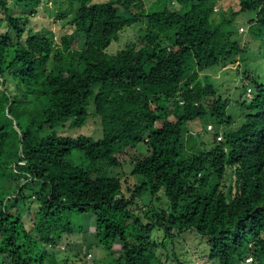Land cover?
<instances>
[{"label": "trees", "instance_id": "1", "mask_svg": "<svg viewBox=\"0 0 264 264\" xmlns=\"http://www.w3.org/2000/svg\"><path fill=\"white\" fill-rule=\"evenodd\" d=\"M38 1L0 0V264H82L44 245L89 219L98 246H121L110 264H185L183 233L217 264H264V0H69L60 47L28 24ZM227 78L249 79L240 113ZM128 147L143 156L122 161Z\"/></svg>", "mask_w": 264, "mask_h": 264}, {"label": "rangeland", "instance_id": "2", "mask_svg": "<svg viewBox=\"0 0 264 264\" xmlns=\"http://www.w3.org/2000/svg\"><path fill=\"white\" fill-rule=\"evenodd\" d=\"M149 1V0H147ZM25 14L29 15L28 24L29 26L37 32H40L44 34L46 37L52 40L53 46L60 47V42L62 39V36L64 34H68L73 31V26L70 23V21L73 18L74 9L73 6H71L69 0H39L38 4H36L35 10L25 9ZM3 15L0 12V17ZM244 30V29H243ZM134 28L128 27L124 29L119 35H118V41H114L110 45L111 51H114L116 48H118L119 45H124L129 40L133 39L134 36ZM248 36V35H246ZM82 38L79 34H75L74 41L71 44L72 48L81 49L83 46ZM254 48V47H253ZM263 58V57H262ZM247 67L254 68L257 65H260V56L255 55L254 58H246ZM264 61V58H263ZM237 64H234L235 66ZM243 66V63L241 64ZM241 72V68L239 69ZM264 68L262 69V71ZM262 71H258L259 79H261L262 82H264V73ZM226 72L225 74H230V71H228V68H225L224 70L218 71L217 75H220L222 73ZM242 75V72H241ZM247 82L248 79L244 78ZM223 82L225 85V96H228L232 102L230 106V112L232 113H240L239 107L233 102V99H235L236 96H238L239 93L243 92L245 83L240 80V78L232 79L227 78ZM87 125L85 126L83 132L85 134H91L93 135L97 131V127L93 121V119H89L87 121ZM222 128V127H219ZM82 129V128H81ZM76 131H79L76 129ZM191 131V132H190ZM189 133H196L197 130H190ZM199 131L201 132L202 129L200 128ZM189 133L185 134L186 140L184 141L186 145V149L191 151H195L197 149V145L193 144V140L190 137ZM204 137V134L202 135V139ZM144 153H140L135 148L128 147L123 157L120 159L122 161H127V163L132 160V157L135 156L136 158H140L143 156ZM189 154V153H187ZM77 155V161L79 162L82 159V156H80L78 153ZM163 206H165V202L162 203ZM35 208V206H34ZM91 218L90 216H86L83 218V220ZM28 213L25 214L23 220L25 222L26 228H32V224L30 226V222L28 221ZM82 225V223H81ZM93 222L89 219V229H84L77 231L74 230L70 233H64L62 237L60 238L58 244L56 246H50V244H46L45 249L48 251L50 255L51 251L54 252L58 257L64 258L66 254L70 255V252L73 251H79V255L82 256V264H110L112 261H114L121 250L120 244H115L112 248V250L106 251L101 246H98V244L95 242V240L90 236L88 233L93 232ZM32 235H36L35 232L32 233ZM39 237V235H38ZM55 238V236H53ZM157 240L160 241L162 236L161 234L157 233L156 236ZM177 239L180 241V243L177 245L178 248H175L176 250H180L181 259L184 261L185 264H217V261L209 260L206 256H203L201 254L203 243H201L200 239L193 234L190 233H183L180 234ZM169 248H171L169 246ZM59 249V250H57ZM59 251H67V253ZM154 252L160 257L161 260H164L165 258V252H162L160 248H155ZM202 255V256H201ZM169 264H172L175 259L168 256L166 259ZM92 261V262H91ZM44 264H59V263H51L50 259H45Z\"/></svg>", "mask_w": 264, "mask_h": 264}, {"label": "clouds", "instance_id": "3", "mask_svg": "<svg viewBox=\"0 0 264 264\" xmlns=\"http://www.w3.org/2000/svg\"><path fill=\"white\" fill-rule=\"evenodd\" d=\"M239 31L240 32H242L243 31V28H240L239 29ZM246 67H247V65H246ZM250 71H252V75H256L255 73L257 72V71H255L256 69H255V67L254 68H250V67H247ZM260 71H262V70H260ZM262 73H264L263 71H262ZM244 81H245V79H244ZM248 82H249V79H248V81L246 82H244V83H246V84H248ZM247 98H251V89L250 88H247ZM207 130L209 131V133H211V134H209L210 135V137L211 138H214V139H216L217 141H219V142H221L223 139V136H222V131H217V134H216V131L215 130H213V126H209V127H207ZM214 135V136H213ZM208 134H205L204 135V137H203V140H205V141H207V139H208ZM248 259H250V258H248Z\"/></svg>", "mask_w": 264, "mask_h": 264}]
</instances>
